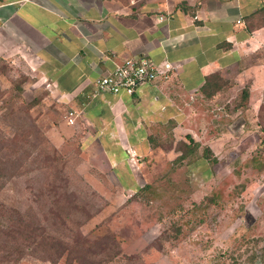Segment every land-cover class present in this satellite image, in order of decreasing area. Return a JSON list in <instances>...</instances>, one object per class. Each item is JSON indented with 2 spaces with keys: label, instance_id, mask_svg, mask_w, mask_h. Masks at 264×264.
<instances>
[{
  "label": "rangeland",
  "instance_id": "1",
  "mask_svg": "<svg viewBox=\"0 0 264 264\" xmlns=\"http://www.w3.org/2000/svg\"><path fill=\"white\" fill-rule=\"evenodd\" d=\"M259 57L264 60V48ZM38 74L25 57L0 51L1 229L6 216L15 222L32 214L72 249V238L85 240L98 264H264V125L250 120L242 130L230 109L250 86L246 79L224 96L226 116L199 110L193 121L185 110L180 126L157 121L137 138L132 127L126 137L86 123L82 113L69 122L75 106L50 92ZM254 91L264 110V78ZM245 106L237 114L251 118ZM194 124L198 145L177 159ZM207 128L216 137L211 143ZM233 130L239 136L217 139L218 131ZM19 241V258L2 262L0 251V264H53ZM65 262L63 256L57 264Z\"/></svg>",
  "mask_w": 264,
  "mask_h": 264
},
{
  "label": "crops",
  "instance_id": "2",
  "mask_svg": "<svg viewBox=\"0 0 264 264\" xmlns=\"http://www.w3.org/2000/svg\"><path fill=\"white\" fill-rule=\"evenodd\" d=\"M262 8V0H0V51L33 63L50 92L75 106L73 121L82 115L126 137L130 127L146 137L157 121L180 126L185 110L193 121L199 110L226 116L224 96L245 79L251 118L237 114L244 106L230 109L241 129L250 120L259 127L254 88L264 78V24L254 14ZM128 57L167 60L173 68L132 95L100 91L97 80ZM198 130L190 125L186 136L196 142ZM233 132L218 131L217 139L240 134ZM209 134L205 129L211 143Z\"/></svg>",
  "mask_w": 264,
  "mask_h": 264
},
{
  "label": "trees",
  "instance_id": "3",
  "mask_svg": "<svg viewBox=\"0 0 264 264\" xmlns=\"http://www.w3.org/2000/svg\"><path fill=\"white\" fill-rule=\"evenodd\" d=\"M264 3V0H262ZM264 15V8H262L258 14H254L255 20L257 25H263L264 20L262 22L260 18V14ZM253 16V18H254ZM264 18V16H263ZM239 101L234 103L232 105L233 109H236L238 107H242L244 105H247L248 103V88H243L239 92ZM263 115H264V110L259 107L258 110V124L259 126L264 125L263 123ZM261 140L264 142V128L261 130L260 133ZM189 139V143L186 142H180L181 148L180 151L181 153L179 156H177V159H183L185 158L189 153H191L194 149V146L196 147L198 143L194 142L188 135L186 136ZM193 144V146H192ZM206 155L211 153V150L206 147L205 148ZM213 160H216L215 157L212 158ZM5 174L4 172H1L0 170V178L4 177ZM19 215V214H18ZM21 216V215H20ZM7 220L6 222L1 223L3 228H0V232H5V236H3L0 233V251L2 253L1 255V261L2 262H7L10 259L12 255L14 257L19 258V256L22 254L23 247L24 245L19 241V238H21L23 241L27 240L31 245L32 248H37L41 253H43L45 259L48 261L52 262L53 264H57L58 259L60 257L65 256V264H98L100 260H95L91 259L88 257L87 253V246L85 245L86 242L85 240L81 239L80 237L78 238H72L75 242V249L70 248L69 244L66 240L63 238H60L59 236H54L50 235L47 233V227L43 225L42 222L40 221H35L32 218V214H29L30 219L25 220L24 216L20 220L16 219L15 222L11 219L10 215L6 216ZM12 223V224H11ZM15 223H18L19 226H15ZM21 223V226H20ZM56 224V222L53 223V225ZM28 230L29 234L26 236H22V231ZM69 237V236H68ZM83 241L84 244H81ZM106 245L100 244L101 249H106ZM36 251V250H33ZM20 254V255H19ZM17 255V256H15Z\"/></svg>",
  "mask_w": 264,
  "mask_h": 264
},
{
  "label": "built area",
  "instance_id": "4",
  "mask_svg": "<svg viewBox=\"0 0 264 264\" xmlns=\"http://www.w3.org/2000/svg\"><path fill=\"white\" fill-rule=\"evenodd\" d=\"M172 68L173 65L167 60L156 62L146 57H128L101 76L96 85L103 92L117 94L123 91L132 95L140 84L166 80ZM68 119L73 122L72 115Z\"/></svg>",
  "mask_w": 264,
  "mask_h": 264
}]
</instances>
